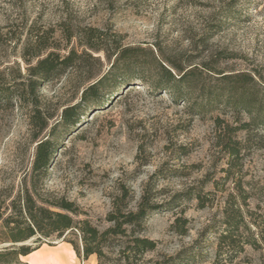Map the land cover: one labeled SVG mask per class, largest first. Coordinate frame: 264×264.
Here are the masks:
<instances>
[{
	"label": "rangeland",
	"instance_id": "rangeland-1",
	"mask_svg": "<svg viewBox=\"0 0 264 264\" xmlns=\"http://www.w3.org/2000/svg\"><path fill=\"white\" fill-rule=\"evenodd\" d=\"M89 28L107 52L82 44ZM36 32L51 50L78 56L36 88L44 130L30 105L0 107V200L28 190L49 203L69 201L76 220L103 229L114 198L135 209L146 194L157 208L140 235L159 251L191 252L190 264H264V125L241 129L247 114L212 102L233 82L223 79L230 74L253 76L252 93L264 94V0H0L2 82L27 79ZM117 45L136 48L115 74L124 84L104 104L84 108L80 123L65 125L63 109L108 71ZM162 67L190 74L185 82L162 80ZM44 139L54 154L42 178L32 177ZM236 209L239 227L222 240L226 211ZM63 237L81 249L78 232ZM42 240L47 247L62 237ZM71 259L97 264L95 255Z\"/></svg>",
	"mask_w": 264,
	"mask_h": 264
},
{
	"label": "trees",
	"instance_id": "trees-1",
	"mask_svg": "<svg viewBox=\"0 0 264 264\" xmlns=\"http://www.w3.org/2000/svg\"><path fill=\"white\" fill-rule=\"evenodd\" d=\"M32 36L34 46L32 57L35 58V62L32 64L30 60H26L27 79L24 81L7 85L0 79V107L10 106L14 102L30 105L32 122L41 131L46 128L47 124L37 107L36 88L39 87L40 82L50 80L55 75L64 72L78 55L74 50L60 55L50 49H57V47L44 43V39L37 32ZM83 36L82 44L85 48L96 52H107V48L101 45L103 37L98 31L89 28ZM45 50L48 51L44 52ZM135 50L134 47L120 45L114 47L113 54L116 56L108 71L83 90L81 101L77 105L63 109L62 122L65 125L75 126L80 123L81 117L86 115L84 108L104 104L108 101V97L124 84L122 79L117 80L115 74L119 71L120 65L123 66V70L127 68V64L135 56ZM162 69L164 71L160 78L162 80L185 82L190 74L184 73L175 77L170 70L164 67ZM223 79L233 82L229 83L226 92L221 97L213 99L212 102L228 104L235 111L247 114L249 121L242 125L241 129L249 124L264 125V94L257 98L256 94L252 93L251 85L255 83L253 76L239 73L225 75ZM138 80L144 81L143 77H138ZM231 143L237 144L236 141L230 140L226 146L230 148L232 154H236L238 148ZM53 154L54 144L49 139L37 143L32 162V177L42 178ZM156 208V205L150 204L146 194L142 195L135 209H129L120 197H116L105 218L108 225L99 229L87 219L76 220L74 217L78 215V211L72 202L62 200L49 203L26 190L22 194L10 197L8 203L0 200V244L9 243V245L0 247V264H29L22 260V257L44 244L42 238L52 235L62 237V241L69 243L74 252L84 259L95 255L97 264H190L194 260L193 253L186 250L174 254L161 252L156 249L154 240L140 235L148 212ZM241 220L242 213L239 209H236L234 214L226 211L223 220L226 227L220 234V238L222 240L230 238L232 231L238 229ZM72 230L80 235L81 249L74 241L63 237L66 231ZM178 232L183 234V231ZM33 238L37 243L34 246L17 245V243L27 242Z\"/></svg>",
	"mask_w": 264,
	"mask_h": 264
},
{
	"label": "crops",
	"instance_id": "crops-1",
	"mask_svg": "<svg viewBox=\"0 0 264 264\" xmlns=\"http://www.w3.org/2000/svg\"><path fill=\"white\" fill-rule=\"evenodd\" d=\"M72 255H75L72 246L67 242L61 241L56 245L47 247L42 244L38 249L22 257V260L29 264H57L56 257H59L64 264H74L71 259Z\"/></svg>",
	"mask_w": 264,
	"mask_h": 264
},
{
	"label": "bare ground",
	"instance_id": "bare-ground-1",
	"mask_svg": "<svg viewBox=\"0 0 264 264\" xmlns=\"http://www.w3.org/2000/svg\"><path fill=\"white\" fill-rule=\"evenodd\" d=\"M56 259H57V264H64V262L59 257H56Z\"/></svg>",
	"mask_w": 264,
	"mask_h": 264
}]
</instances>
